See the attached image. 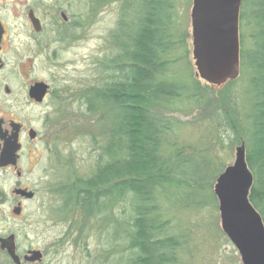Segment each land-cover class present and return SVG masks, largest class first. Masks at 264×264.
<instances>
[{"label":"trees","instance_id":"obj_1","mask_svg":"<svg viewBox=\"0 0 264 264\" xmlns=\"http://www.w3.org/2000/svg\"><path fill=\"white\" fill-rule=\"evenodd\" d=\"M245 1L239 21L249 19L256 30L250 56L254 74L250 85L256 105L251 121L254 134L252 149L245 152L252 174L248 201L264 226V0L249 1L247 18L243 13ZM165 7L166 0H142L141 18L128 52L109 62L110 81L93 86L78 99L82 104L77 110L80 117H93L98 111L95 107L102 102L114 107L118 117L106 124H94L86 135V151L95 154L89 175L70 177L68 170V199L119 197L134 201L135 219L127 248L136 252L132 264H180L182 242L164 219L165 205L196 207L198 195L209 192L221 173L219 168L211 172L217 154L211 158L177 150L169 139L177 125L154 113L157 108L179 109L207 101V94H199L195 86L164 81L172 45L165 30Z\"/></svg>","mask_w":264,"mask_h":264},{"label":"rangeland","instance_id":"obj_2","mask_svg":"<svg viewBox=\"0 0 264 264\" xmlns=\"http://www.w3.org/2000/svg\"><path fill=\"white\" fill-rule=\"evenodd\" d=\"M249 1L244 4L246 18L250 12ZM191 9L192 0H166L165 30L171 36L172 45L164 81L195 86L199 94H207V101L197 106L181 105L179 109L157 108L154 113L168 117L177 125L169 138L177 150L211 158L217 154L211 172L219 168L222 173L233 164L237 147L243 145L248 152L252 149L251 121L256 105L250 85L254 75L250 56L255 49L256 30L249 19L242 23L238 18V76L221 87H214L199 78L194 64ZM141 12L142 0H68V65L64 72L56 70V86L68 102L63 106V118L52 126V133H60L58 137H61L56 143L57 166L50 171L52 177L65 174L68 166L70 177L72 174L86 177L94 169L95 154L86 151L84 139L94 124L115 120L118 113L102 102L95 107L98 111L93 117H80L77 110L82 104L78 99L91 92L93 86L110 81L109 62L123 58L128 52ZM36 65L37 70H42L41 61ZM213 186L209 192L198 195L200 203L196 207L165 205L164 219L169 220L173 234L179 235V243L182 242L180 264H242L237 250L221 229L218 202L212 199ZM107 201L110 210L115 201L119 207V242L121 252L125 251L121 257L129 263L136 256L132 250L127 251L135 219L134 201L119 197Z\"/></svg>","mask_w":264,"mask_h":264},{"label":"flooded vegetation","instance_id":"obj_3","mask_svg":"<svg viewBox=\"0 0 264 264\" xmlns=\"http://www.w3.org/2000/svg\"><path fill=\"white\" fill-rule=\"evenodd\" d=\"M67 65L68 0H0V264H132L117 202L68 199V169L50 173L68 102L56 70Z\"/></svg>","mask_w":264,"mask_h":264},{"label":"water","instance_id":"obj_4","mask_svg":"<svg viewBox=\"0 0 264 264\" xmlns=\"http://www.w3.org/2000/svg\"><path fill=\"white\" fill-rule=\"evenodd\" d=\"M241 0H192V56L200 79L221 87L238 76V16ZM45 86L31 94L41 101ZM252 184L243 145L232 165L217 177L213 193L221 229L237 250L242 264H264V226L248 201Z\"/></svg>","mask_w":264,"mask_h":264}]
</instances>
